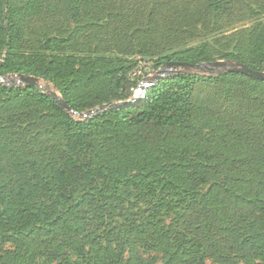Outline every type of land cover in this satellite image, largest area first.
Returning a JSON list of instances; mask_svg holds the SVG:
<instances>
[{
	"label": "trees",
	"instance_id": "1",
	"mask_svg": "<svg viewBox=\"0 0 264 264\" xmlns=\"http://www.w3.org/2000/svg\"><path fill=\"white\" fill-rule=\"evenodd\" d=\"M218 60L264 72V0H0V77L78 114L130 100L140 61ZM114 223L125 264H264V81L175 75L83 121L0 85V264H120Z\"/></svg>",
	"mask_w": 264,
	"mask_h": 264
},
{
	"label": "water",
	"instance_id": "2",
	"mask_svg": "<svg viewBox=\"0 0 264 264\" xmlns=\"http://www.w3.org/2000/svg\"><path fill=\"white\" fill-rule=\"evenodd\" d=\"M155 69V67H154ZM193 70H197L201 75H226L229 73H239L244 74L246 76L252 77L256 80L264 81V72H259L253 70L244 64L233 61V60H218L214 62L208 63H201V64H190L186 62H168L164 66L160 67L159 70L156 72L157 75L155 77L154 83H145L140 84L135 91L134 96L125 102H114L109 104H104L98 106L94 109H91L87 112L78 114L77 112L73 111L71 107H69L63 98L59 95L57 91H53L48 88H44L41 86V78L29 75H14L17 78H12L10 76L0 77V85L5 87H25L31 86L38 89H41L43 92L48 93L52 98L68 113L72 116L78 115L80 120H91L94 117L105 113L109 110L119 109L126 106H133L140 102L139 95L141 92H147L151 87H154L156 84L160 83L161 81L165 80L166 78L180 75V74H188L194 73ZM195 74V73H194Z\"/></svg>",
	"mask_w": 264,
	"mask_h": 264
},
{
	"label": "rangeland",
	"instance_id": "3",
	"mask_svg": "<svg viewBox=\"0 0 264 264\" xmlns=\"http://www.w3.org/2000/svg\"><path fill=\"white\" fill-rule=\"evenodd\" d=\"M64 26L69 29V30H74L77 27V24L73 21H68L64 24ZM243 26V24H236L233 28L229 29L228 32L233 31V30H238ZM159 70V68H155L154 66H151L149 64H146L145 61H140L138 66L135 69V73L138 75L139 80H140V84H145V83H154L155 82V77L157 75V71ZM192 72L196 73H200L197 70H193ZM12 78H17V76L14 75H8ZM41 86L44 88H48L51 89L53 91H56V89L47 81H45L44 79H41L40 82ZM136 105V104H135ZM76 119L80 120L78 115L74 116ZM126 210L125 213L126 214H130V213H134L136 212L135 210H133L131 208L130 202L126 203L125 206ZM130 212V213H129ZM119 221H121V219L119 218ZM171 222V218H169L167 220V225L170 224ZM138 223H141V220L138 219ZM123 228L122 223H114L113 226L108 229L106 232L101 233V237H103L104 241L103 244L105 246H108L109 242L111 243V248L112 251L115 254L116 257V261L120 262V264H125L126 261L129 258V254H128V249L127 248H123V240L125 238L124 233H118L117 235H114L109 232V230L115 229V230H121ZM7 249H10V246L7 247ZM139 250L141 251L142 254H144V256L149 260V261H153V262H157V264H162V262H164V257L162 254H157L155 252L150 253L149 249H147L146 246H141L139 247ZM205 263L206 264H218L216 263L214 260H212L209 257H205Z\"/></svg>",
	"mask_w": 264,
	"mask_h": 264
},
{
	"label": "built area",
	"instance_id": "4",
	"mask_svg": "<svg viewBox=\"0 0 264 264\" xmlns=\"http://www.w3.org/2000/svg\"><path fill=\"white\" fill-rule=\"evenodd\" d=\"M145 94L146 92H141V94L139 95L140 101H142L145 98Z\"/></svg>",
	"mask_w": 264,
	"mask_h": 264
}]
</instances>
